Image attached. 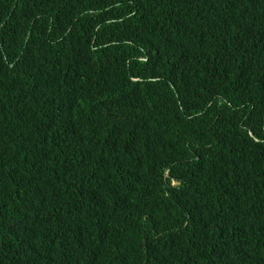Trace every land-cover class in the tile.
I'll use <instances>...</instances> for the list:
<instances>
[{
  "label": "trees",
  "instance_id": "16d2710c",
  "mask_svg": "<svg viewBox=\"0 0 264 264\" xmlns=\"http://www.w3.org/2000/svg\"><path fill=\"white\" fill-rule=\"evenodd\" d=\"M0 264H264V0H0Z\"/></svg>",
  "mask_w": 264,
  "mask_h": 264
}]
</instances>
